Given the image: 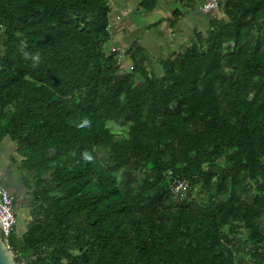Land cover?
Listing matches in <instances>:
<instances>
[{
    "label": "trees",
    "instance_id": "trees-1",
    "mask_svg": "<svg viewBox=\"0 0 264 264\" xmlns=\"http://www.w3.org/2000/svg\"><path fill=\"white\" fill-rule=\"evenodd\" d=\"M110 12L108 0H0V143L35 181L27 228L8 240L15 263L264 264V0L201 11L206 37L160 58V76L137 42L118 74ZM172 16L157 24L173 29Z\"/></svg>",
    "mask_w": 264,
    "mask_h": 264
},
{
    "label": "rangeland",
    "instance_id": "rangeland-1",
    "mask_svg": "<svg viewBox=\"0 0 264 264\" xmlns=\"http://www.w3.org/2000/svg\"><path fill=\"white\" fill-rule=\"evenodd\" d=\"M108 2L111 8L109 15V40L104 50L106 53L115 52L118 54L119 75H125L131 72L133 64L129 49L132 50L133 43L137 42L139 45L144 43L146 45L145 41L140 43V37L144 33L145 24L150 17L154 21L159 19L173 21L174 17L172 16V12L178 6L180 7L181 16L177 19L172 29L173 32H171L169 21L159 26V35L154 33L153 30L150 31L149 36L151 38H149L152 40L154 48L149 46L148 41L146 47L149 48L147 51L144 50L143 55L145 59L142 61V65L145 66L149 73L152 72L157 76L161 75V69L158 63L160 58L168 57L171 53L180 51L181 46L187 45L193 39L195 30L201 32L204 37H206L208 32L207 19L198 11V6L201 8L203 0H193L192 9L189 4L184 6L185 0H164L163 4L166 3L164 15L167 17L156 12L154 14L144 15L138 6L140 0H108ZM196 3H198L197 7L195 5ZM215 15L218 18L224 17L219 11L215 12ZM157 35L160 37V42H158ZM1 41L2 32L0 33V53L2 52ZM136 79L138 82L140 81V78L136 77ZM107 126L111 132L116 134H121L125 131L124 127L112 124H108ZM15 149L16 145L7 138L0 143V185L6 188L12 195L15 212L17 214L15 233L21 236L25 232L27 223L30 220L32 192L35 181L30 175L20 170L21 158L16 154ZM104 153V151H101L99 156ZM139 176L141 178L142 175L140 174ZM184 188L186 189V185H183L180 189ZM174 190L177 192L176 188ZM185 191L183 195H186V197H189L195 203H199L204 199L206 200L207 194L200 184L195 186L191 191L188 189ZM260 224L264 228V217L260 219ZM237 238L240 241L244 240L246 238L245 232H241Z\"/></svg>",
    "mask_w": 264,
    "mask_h": 264
},
{
    "label": "built area",
    "instance_id": "built-area-1",
    "mask_svg": "<svg viewBox=\"0 0 264 264\" xmlns=\"http://www.w3.org/2000/svg\"><path fill=\"white\" fill-rule=\"evenodd\" d=\"M221 0H204L201 11L203 14H209L216 10ZM180 185V186H178ZM176 189L182 187V184H178ZM0 221L2 223V238L8 245V240L12 232L15 231L17 226L16 212L13 205V200L6 188L0 185ZM14 256V255H13Z\"/></svg>",
    "mask_w": 264,
    "mask_h": 264
},
{
    "label": "crops",
    "instance_id": "crops-1",
    "mask_svg": "<svg viewBox=\"0 0 264 264\" xmlns=\"http://www.w3.org/2000/svg\"><path fill=\"white\" fill-rule=\"evenodd\" d=\"M141 1V0H140ZM193 1V0H192ZM163 2H164V0H161V1H159V4H158V6H157V8L156 9H154L151 13H144L143 11H141V9H140V11H141V13H143L144 15H150V14H154L155 12L156 13H161V15H163V16H165V17H167L166 15H164V11L166 10V6H165V4L166 3H164L163 4ZM191 5L190 7H191V9L193 8V3H190V1L189 0H185V3H184V6H186V5ZM196 5V7H197V5H198V3H196L195 4ZM195 5H194V7H195ZM198 11H200V13H201V8L198 6ZM177 9H179L180 10V7L178 6V8ZM175 10V9H174ZM193 12V11H192ZM140 13V14H141ZM148 17V16H147ZM144 19V18H143ZM160 20H162V19H159V20H157V21H154V20H152L151 19V17L149 18V20H148V22L144 25L145 26V29H144V33L141 35V37H140V43L141 42H146V45L148 44V41H149V46H152L151 48H154L153 47V43H152V40H150V31L151 30H153V32L154 33H159L158 32V28H159V26H161L162 24H164L165 22H168V21H164V22H162L161 24H157ZM166 20V19H165ZM156 24V25H155ZM170 24V23H169ZM150 26H153V27H150ZM169 28V27H168ZM155 29H157L156 31H155ZM171 32H173L172 31V29H171ZM160 34V33H159ZM158 34V35H159ZM157 35V39H158V42H160V37ZM150 37V38H149ZM147 39V40H146ZM143 40V41H142ZM146 45H144V43H142V44H140V46H142L146 51L148 50V48L146 47ZM151 51V50H150Z\"/></svg>",
    "mask_w": 264,
    "mask_h": 264
},
{
    "label": "water",
    "instance_id": "water-1",
    "mask_svg": "<svg viewBox=\"0 0 264 264\" xmlns=\"http://www.w3.org/2000/svg\"><path fill=\"white\" fill-rule=\"evenodd\" d=\"M2 223L0 221V264H16L13 253L2 238Z\"/></svg>",
    "mask_w": 264,
    "mask_h": 264
},
{
    "label": "clouds",
    "instance_id": "clouds-1",
    "mask_svg": "<svg viewBox=\"0 0 264 264\" xmlns=\"http://www.w3.org/2000/svg\"><path fill=\"white\" fill-rule=\"evenodd\" d=\"M25 57L28 58V59H31L32 61L34 62H39L40 60V54L37 52V53H28V52H25ZM91 122L88 121V120H85L84 121V124H90Z\"/></svg>",
    "mask_w": 264,
    "mask_h": 264
}]
</instances>
